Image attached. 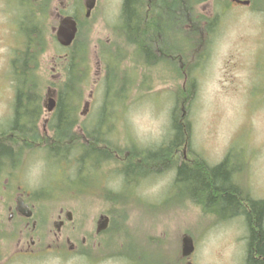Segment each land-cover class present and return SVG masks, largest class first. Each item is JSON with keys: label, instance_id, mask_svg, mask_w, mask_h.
Wrapping results in <instances>:
<instances>
[{"label": "rangeland", "instance_id": "obj_1", "mask_svg": "<svg viewBox=\"0 0 264 264\" xmlns=\"http://www.w3.org/2000/svg\"><path fill=\"white\" fill-rule=\"evenodd\" d=\"M46 1L51 6L32 1L27 3V10L21 9L30 12L38 8L31 16L37 21L35 35L44 46L41 48L40 44L38 49L29 50L35 53L37 62L30 76L39 83L41 99L48 104V97L55 96L49 81L67 80L66 69L71 63L78 83V90L71 98L77 107L79 126L87 127L93 136L103 132L105 140L100 146L107 154L95 158V153L100 155V152L86 148L85 153L70 154L68 160L59 159L54 151L46 152L45 142L33 143L34 148L13 145L20 151L19 158L13 166L5 163L0 181L11 187L12 183L20 184L19 192L33 204L36 228L21 235V227L13 221L6 223V217L2 219V216L6 215V205L11 201L0 196V264H244L247 227L243 215L220 219L215 214L204 213L187 196L184 186H175V170L170 168V159L149 163L136 156L151 170L146 168L147 177L136 176V181L129 183H124L121 173L118 172L119 177L116 171L122 168V162L134 157L129 150L123 151L129 142L144 150L157 147L163 141L175 109L179 118L189 121L191 131L189 151L181 158L189 160L196 155L215 164L230 150L237 152L241 155L237 163L243 167L237 182L253 198L264 200L261 6L254 0L251 9L255 11H252L226 4L228 0H193L191 18L176 25L169 34L159 36L165 49L155 43L151 49L154 59L144 54L136 61L134 54L121 55L126 46L117 51L119 40L113 34L114 29L99 15L87 27L81 25L76 42L79 47L61 48L51 29L56 25L51 10L56 2ZM100 1L105 4L104 0ZM112 1L116 2L115 6L121 3V0H110V4ZM77 2L81 0H75L74 4ZM15 3L16 0H7L6 9L0 10V133L7 130L12 118L11 59L21 56L26 46V37L13 18L21 12L14 9ZM0 5H4L1 0ZM41 7L46 9L38 12ZM112 9L115 10L113 7L107 10ZM208 10L214 20L207 29L206 19L202 25L197 20L207 17ZM161 29L162 26L159 32ZM176 32L190 43L194 39V48L183 49L175 43L181 48L176 52L170 36ZM81 40H84L83 50ZM63 55L68 59L60 58ZM8 69L11 70L8 77L3 76ZM121 85L124 87L119 90ZM62 90L57 88V98ZM179 90L185 94L179 96ZM75 95L77 98L73 99ZM101 107H105V115L112 118L110 121L107 117L103 119ZM51 117L44 112L40 121L37 120L40 133L42 121L47 119L43 134L47 139L55 134L49 128ZM35 132L26 133L33 136ZM27 137L19 134L14 138ZM100 176H104L102 181L94 184ZM68 177L78 181L76 188L67 187ZM68 209L73 216L61 229L66 237L57 242L60 235L56 238L53 234L54 224L60 210ZM102 213L108 214L110 220L107 228L96 235V221ZM185 232L191 234L195 245L188 258L180 253ZM30 237L35 239L33 245H29ZM18 240L28 245L24 247L25 256L15 255ZM72 241L77 247L69 250Z\"/></svg>", "mask_w": 264, "mask_h": 264}, {"label": "trees", "instance_id": "obj_2", "mask_svg": "<svg viewBox=\"0 0 264 264\" xmlns=\"http://www.w3.org/2000/svg\"><path fill=\"white\" fill-rule=\"evenodd\" d=\"M255 1L260 6L264 4V0ZM192 2L193 0H152L149 4L147 0H124L121 32L127 37L129 43L132 44L131 46L136 44L134 50L136 61H139L144 54L152 56V59H154L151 49L155 46V43H159V45L165 49L163 46L164 41L159 37L160 26H162L161 30H163L164 34H169L168 32L170 30L172 31L176 25H180L183 21L191 18ZM147 4L149 6L148 10ZM32 13L34 12L31 10L28 14L31 15ZM204 18V16H201L198 18L197 22L202 25ZM28 20L30 21V19ZM213 20L214 18L207 21V29L213 24ZM24 22H26V19ZM36 27L37 24L32 23V28L34 29ZM165 27L169 28V30H165L164 32ZM192 33H195V30ZM170 36L174 40V50L176 52L181 50V48L178 49L176 44L180 47L182 45L183 49L189 47L190 49L192 47L194 48V39L191 40L193 43H190V41L179 32ZM35 41L36 43L40 42V44H42L41 48L44 47L42 40L36 39ZM196 42H200V39H197ZM30 43H32V41L29 42L26 39V46L24 51L21 52L22 55L12 60L16 89L10 125L7 130L3 131L4 133H0V171L2 172L5 163L13 166L17 162L20 151L14 149L17 146L13 148L14 144L18 145L19 148L24 147V144L27 148H31L36 141H39L40 145H42L45 140L47 144L45 145V151H54L55 156L57 155L59 159L66 158L69 160L70 157L68 156H70V154L73 155L78 151L85 153L86 148L98 150L100 155L95 153V158H103L107 154L105 149H102L100 146V142L105 140L103 132L100 133V136H93L87 127L85 129L83 127L84 131L82 134L75 130L79 123L77 107L73 104L74 101L71 97L72 94L78 90V83L75 81L76 79H74L75 70L71 63L66 69L69 76L66 82L67 86L64 90L60 91L58 103L52 116L54 119L52 118L51 120V124L53 125L52 130L57 134L53 136L54 142H50V138L47 139V137L39 134L37 120L40 114L38 103L41 98V89L38 86V82H35L30 76L31 73L34 72L37 64L35 53H30L29 51ZM83 43L84 40L83 42L81 40L82 50ZM77 47H79V45L76 43L74 48ZM127 48H130V46H127ZM126 51V49H123L121 55L126 54ZM74 57L75 56H73V58ZM165 66L168 68L167 64ZM115 81H118L116 75ZM121 86L119 90L124 87L123 85ZM189 91L190 89H188L186 93L187 98L190 96ZM181 93L185 94V92L179 90V96ZM75 97L77 98V95H75L73 99H75ZM101 108L105 115V107ZM106 117L105 115L103 119H106ZM181 118L176 115L174 109L171 113L169 132L157 147L143 150L137 149L135 142L126 144V147L129 149L126 148L123 149V151L129 150L130 153L133 154H131V156L134 157H129L127 159L128 161L122 162V168L116 171V173L120 172L122 181L124 183H129L133 180L136 181V176L138 178H145L144 176L148 175V173L145 172L147 164L139 162V159L149 163L157 161L163 162L164 160L169 161L170 159V168L175 170V186H184L188 193L187 196L198 203L204 213L215 214L220 219H228L230 217L243 215L245 226L247 227V237H245L246 252L243 263L264 264V200L253 198V196L250 195L247 190H244L237 182L236 178L239 177V175L241 177V170L243 168L237 163L241 155L230 150L221 161L215 164H209L203 158L196 155H193L189 160H187L186 157L184 159L181 158L182 154L189 149V137L191 135L189 121L186 118ZM111 119L112 118L109 117L106 120L110 121ZM93 127L95 128V126ZM100 129H102V127H100ZM35 130H37V132H35L33 136H30V133H33ZM96 130L99 131L98 126ZM19 134L20 136L22 134L27 135L29 138L15 139L14 137H18ZM83 134L87 137V143L81 142V136ZM181 147H183V149H181ZM117 148L119 151L122 150L121 147ZM118 150L117 153L119 154ZM14 151H16L17 154ZM136 156L140 158H135ZM172 157H175L176 160ZM91 159L93 160V158ZM118 176L120 177L119 173ZM102 178H104V176L97 177L93 183L102 181ZM73 180L74 179L71 177L66 178V181H68L67 187L76 188L78 181ZM97 185L98 184H96V186Z\"/></svg>", "mask_w": 264, "mask_h": 264}, {"label": "flooded vegetation", "instance_id": "obj_3", "mask_svg": "<svg viewBox=\"0 0 264 264\" xmlns=\"http://www.w3.org/2000/svg\"><path fill=\"white\" fill-rule=\"evenodd\" d=\"M26 1L27 0H16L15 5L17 7H15L14 9H16L17 11H21V9H23L25 6H27L28 2H30V4H32L34 2H39V5L43 3V5H45V6H48V5L51 6L50 3H48V1H46V0H33L34 2H32L31 0H28V2H26ZM49 1H51V4L53 1L56 2L55 4H52V8H51V10L54 14L53 17H54V21L56 23V27L59 25V21L64 16L70 15L75 20L76 28H77L76 35H77V33L80 30V26L82 24L86 25L85 27H87L90 20L92 18H94L96 15H99L102 18H105L107 23L111 27H113V29H114L113 34H114L115 38L116 39L118 38V40H119L118 44H116V46L118 47L117 51H120L122 46H130V48L124 47V49H126L127 52H126V54H123V55H130L131 56V54H134L136 44L131 46L132 44L129 43V40L127 39V37L125 35H123L121 32L122 31V27H121L122 11H123L124 0H121V3H119V4L117 3L116 6H115L116 2H114V1H112V3H111L112 5H111L110 0H104L105 4L103 5L100 0H94V3H93V5L89 11L87 10V7L85 5L86 0H81V3L77 2L76 4H74L75 0H49ZM147 1L149 4H150V2H152V0H147ZM241 1H248V3H246L247 6H250L252 3L251 0H241ZM1 2L4 5H0V10L4 11L6 9L5 7H6L7 0H1ZM231 2L233 5L234 4L235 5H240V4L242 5L243 4L241 2H236L234 0H231ZM111 7L115 8V10L114 11H113V9L110 11L107 10L108 8H111ZM259 8H260V12L262 15V19H260V20H261V23L263 22L262 24L264 25V5L261 4V7H259ZM45 9H46L45 7H41V8H39L38 12H40L41 10H45ZM148 9H149V6L147 4V10ZM25 10H27L26 7H25ZM35 10H38V8ZM35 10H32V11L35 12ZM112 11H113V13L111 14ZM25 12L26 11H24V12L21 11L20 13H18L14 17V19H15L16 23L21 27V31L23 32V37L25 36L27 41H29V42L32 41V43H30V50L38 49V47H40V42L36 43V41H35L37 39V36L35 34L37 32L38 27H36L34 29L32 28V23L37 24V21L34 20L31 15L28 14L29 11L26 13ZM25 19H26V22H24ZM28 19H30V21ZM111 19H113L114 21H111ZM21 21L23 22V26H21ZM111 22H113V23H111ZM27 26H30V28L28 30H26ZM56 27L53 26L51 28L52 29V36L54 37L55 41H56V36L54 33V29H56ZM164 32H165V29H164ZM162 33H163V30L160 31L159 36H161ZM76 35H75V37H76ZM72 46L73 45L69 46L68 48H71ZM104 46H106V45H103V47ZM66 48L67 47H65L63 49H66ZM60 58H62L63 60L68 59L67 56H64V55L60 56ZM65 83L64 84L59 83L58 79L49 82V84H51L50 85L51 91H53L55 93V96H54L55 98L53 99L55 106H54V109H53L52 114H51L52 116H53V113H54L55 108H56L57 103H58L57 100L59 99V97L57 98V88H59V89L65 88L67 86V83L66 84ZM10 84L12 85V87L14 88V91H15V89H16L15 81L10 82ZM48 99H51V98L48 97ZM43 100L44 99L40 98V101L38 103V105H39L38 108H39V113H40L39 117L41 115H43V109L46 105ZM12 184H13V187H11L10 185L9 186L6 185L5 181H0V196H2V197L5 196V197H7L8 201H11L10 203H8L6 205V215H3L2 219L4 217H6V223L12 222V221L14 223H16V225L21 227V228H19V230L21 232V235H23L25 233H28L29 230L36 228L35 220H33V216H34L33 204L29 203L25 199V197H24L25 195H23L22 192H19V189L21 188L20 184H16V185H14L15 183H12ZM9 188H10V190L7 191ZM19 195H22L24 202H26L31 207V209H32L31 217H25L17 210L16 198ZM67 217H68V213L65 210H60L59 214L57 215V218H58L57 221H59L61 223V227L53 232V234L56 236V238L58 237V235H60L57 242H62L63 240H65L66 235L62 234L61 229L65 225L66 221L68 220ZM30 222H31V228L29 229V223ZM66 240L69 241V238H66ZM82 242H85V238H82ZM34 243H35V239L30 237V244L29 245H33ZM26 246H28V245L25 241L21 242L18 240L16 242L17 248L15 249L16 250L15 252L16 253L25 252L24 247L26 248ZM69 246H70L69 249L73 250L77 247V243L72 241V244H70Z\"/></svg>", "mask_w": 264, "mask_h": 264}, {"label": "water", "instance_id": "obj_4", "mask_svg": "<svg viewBox=\"0 0 264 264\" xmlns=\"http://www.w3.org/2000/svg\"><path fill=\"white\" fill-rule=\"evenodd\" d=\"M93 3L94 0H86V6L88 8V11L92 7ZM75 32H76V26L74 19L69 16L64 17L60 20L59 26L56 31L57 40L62 45H69L72 39L74 38ZM52 105H53V101H51V104L49 105L48 108L51 109ZM17 208L24 215L26 216L30 215V210L27 204H25L21 198H18L17 200ZM107 221L108 218H105L104 220L100 221L98 223L97 230L99 231L105 228L107 226ZM56 226L59 227V224H57ZM181 241H182V255L187 256L194 249L193 240L188 233H184Z\"/></svg>", "mask_w": 264, "mask_h": 264}]
</instances>
